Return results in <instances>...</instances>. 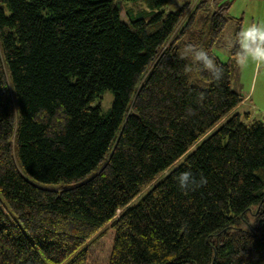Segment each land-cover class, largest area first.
Masks as SVG:
<instances>
[{
  "label": "trees",
  "instance_id": "16d2710c",
  "mask_svg": "<svg viewBox=\"0 0 264 264\" xmlns=\"http://www.w3.org/2000/svg\"><path fill=\"white\" fill-rule=\"evenodd\" d=\"M177 2L126 23L115 0H0V264H264V123L231 87L241 22L227 0ZM190 45L220 79L185 72Z\"/></svg>",
  "mask_w": 264,
  "mask_h": 264
},
{
  "label": "rangeland",
  "instance_id": "374dc122",
  "mask_svg": "<svg viewBox=\"0 0 264 264\" xmlns=\"http://www.w3.org/2000/svg\"><path fill=\"white\" fill-rule=\"evenodd\" d=\"M116 5H119V9L123 8L124 13L121 15L122 21L128 23L131 19H137L139 17L145 16V14H152L153 12L158 11H171L176 9L182 2H177V0H170L168 3L163 5H157L151 7L149 0H115ZM231 2L230 8L228 10V15L234 17L241 22V29H245L253 24L261 25L264 24V0H227ZM235 26L233 22H229L227 29L224 33L223 38L221 39L219 46L214 48L215 55L222 61L228 62L231 53L230 51L233 48ZM252 70L254 66H251L249 63L247 66L240 65L237 63L232 77V89L233 91L239 92L243 96L248 91V83L252 84L255 91L251 100V107H257V110L251 108L252 110L246 108L245 111L241 110L240 115L246 124L252 123L254 120L262 121L264 123V95L261 94L260 88V79L262 77V70L256 78L257 73L252 77ZM114 96L110 91H104L96 98L94 105L98 104L101 107V112L103 115L108 114L112 109ZM248 109V110H247ZM245 112H249L254 117L251 121L248 118H244ZM180 162H177L174 166L171 167V170L177 167ZM249 223L253 224V219L251 216H248ZM242 227H248V223L243 222Z\"/></svg>",
  "mask_w": 264,
  "mask_h": 264
},
{
  "label": "clouds",
  "instance_id": "9594fccd",
  "mask_svg": "<svg viewBox=\"0 0 264 264\" xmlns=\"http://www.w3.org/2000/svg\"><path fill=\"white\" fill-rule=\"evenodd\" d=\"M236 42L239 51L236 62L240 65L248 63L249 60L258 64H264V26L253 24L237 34ZM182 58L190 57L191 64L185 68L188 74L203 71L210 73L212 78L220 79L221 71L215 64L213 58L207 51L197 49L190 45L181 53ZM177 184L182 191L192 190L197 182L191 171L182 172L177 178ZM206 183V178L201 177L199 184Z\"/></svg>",
  "mask_w": 264,
  "mask_h": 264
},
{
  "label": "crops",
  "instance_id": "0c3cea01",
  "mask_svg": "<svg viewBox=\"0 0 264 264\" xmlns=\"http://www.w3.org/2000/svg\"><path fill=\"white\" fill-rule=\"evenodd\" d=\"M263 26H264V24H263ZM230 53H231V51H230ZM248 63H249L251 66H254V70L251 71V72H252V77H254V75L257 73L256 78H258V76H259V74H260V72H261V70H262V77H261V79H260V84H261L260 92H261V94L264 95V64H258V63L254 62V61H251V60H249ZM248 63H246L245 66H247ZM243 66H244V65H243ZM231 87H232V83H231ZM254 91H255V85H254V87H253L252 84L249 85V83H248V91H247V93L244 95V100H243V102H242V103H241V104H240V105L234 110V113H238V114H240V111H241V110H244V111H245L246 108H248V109H250V110H252L251 108H254V110H257L256 105L251 107V105H252L251 100H253L252 97H253V93H254ZM249 107H251V108H249ZM248 109H247V110H248ZM245 114H247V116L249 117V118L247 117L248 120H252L254 117H256V116H252L249 112H245ZM245 114H244V115H245Z\"/></svg>",
  "mask_w": 264,
  "mask_h": 264
}]
</instances>
